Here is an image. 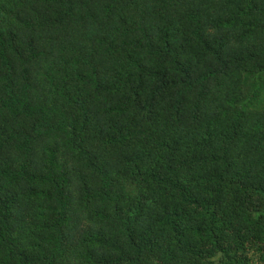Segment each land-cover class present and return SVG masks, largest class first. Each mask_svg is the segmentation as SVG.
<instances>
[{"label": "trees", "instance_id": "16d2710c", "mask_svg": "<svg viewBox=\"0 0 264 264\" xmlns=\"http://www.w3.org/2000/svg\"><path fill=\"white\" fill-rule=\"evenodd\" d=\"M0 264H264V0H0Z\"/></svg>", "mask_w": 264, "mask_h": 264}]
</instances>
